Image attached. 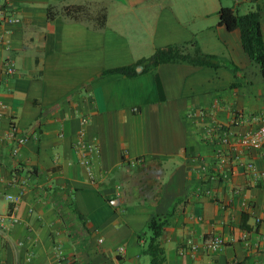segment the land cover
I'll return each instance as SVG.
<instances>
[{
    "label": "crops",
    "instance_id": "1",
    "mask_svg": "<svg viewBox=\"0 0 264 264\" xmlns=\"http://www.w3.org/2000/svg\"><path fill=\"white\" fill-rule=\"evenodd\" d=\"M222 7L230 6L0 0V214L13 207L7 196L20 194L8 185L12 176L27 182L19 222L0 225V264H150L144 233L153 217L169 220L160 238L165 264H264V143L222 142L264 124V76L240 30L219 24ZM237 9L259 11L264 40V0ZM4 14L16 21H2ZM188 43L220 66L172 63L133 78L102 77ZM7 60L17 70L10 79L2 75ZM13 124L29 139L17 156L7 137ZM82 134L100 149L93 182L75 147ZM215 239L225 246L208 250Z\"/></svg>",
    "mask_w": 264,
    "mask_h": 264
},
{
    "label": "trees",
    "instance_id": "2",
    "mask_svg": "<svg viewBox=\"0 0 264 264\" xmlns=\"http://www.w3.org/2000/svg\"><path fill=\"white\" fill-rule=\"evenodd\" d=\"M247 1L251 3L255 2V0ZM239 4L233 7H222L219 12V24L225 26L230 31L240 30L242 45L246 54L254 62L260 65L264 76V40L260 13L258 10H250L247 14L241 15L237 9ZM74 12L77 13L81 11ZM66 14H69V12L66 11ZM56 16L57 14L50 9L48 13L49 20H54ZM106 22L107 15L106 13H102L99 18V27L103 28L106 25ZM190 49L193 51L190 52ZM172 63H184L195 67L210 68H218L220 66L216 57L204 54L196 43H188L160 48L156 50L151 57L141 59L131 66L107 70L102 74V77L122 75L124 77L133 78L154 71L161 65ZM138 68H141V72H138ZM234 68L238 70L237 67ZM168 225V219L162 221L156 217H153L147 225L144 233V236H146V243L143 253L150 257V264L166 263V252L161 245L160 238ZM139 239L140 241L142 240L141 237H139Z\"/></svg>",
    "mask_w": 264,
    "mask_h": 264
},
{
    "label": "built area",
    "instance_id": "3",
    "mask_svg": "<svg viewBox=\"0 0 264 264\" xmlns=\"http://www.w3.org/2000/svg\"><path fill=\"white\" fill-rule=\"evenodd\" d=\"M234 3L237 5L241 3L242 0H233ZM2 21L5 22H13L16 21V19L13 16L10 15H2ZM4 41L3 34H0V42ZM17 74L16 67L14 63L11 60H7L4 62L2 67V75L10 79L14 77ZM196 116L200 118H206L207 112L200 110L195 113ZM238 123L241 124L244 122L242 117L237 118ZM84 122L87 123L88 120L84 119ZM217 128V127H216ZM213 131L207 132L205 137L206 139H210L212 136ZM9 140L15 141L16 146L13 149V155L17 156L21 150V148L26 145L29 141L28 137L26 135H22L19 133L18 128L13 124L9 130V133L7 135ZM85 135L82 134L80 139L75 143V147L81 152L82 159L80 161V164L86 169L87 174L90 178V180L94 181V167H93V158L94 156L98 155L100 153V149L96 144L87 143L84 139ZM233 137L237 140V142L241 145H244L246 147H251L253 149H259L263 143H264V124L257 130L255 134H249V135H241V136H234L225 134L222 137V142L224 144L229 143L230 138ZM143 160L138 159L135 162L131 163L132 167H137L142 165ZM253 165H248L249 170H253ZM215 177H213L214 179ZM8 185L11 187H19L20 194L18 196H7V200L13 205L12 208L8 210L6 214H0V225L2 228L7 229L15 224H17L18 218L15 215V209L16 205L20 203L23 195L25 194V189L27 186V182L22 179L18 174H14L12 178L9 180ZM117 192H122V186H117ZM225 246V242L222 239H215L212 243L207 245V249L210 251H218L221 248ZM189 251H196L198 247L196 245H190L188 247ZM122 251V249H120ZM185 252V250H184Z\"/></svg>",
    "mask_w": 264,
    "mask_h": 264
},
{
    "label": "rangeland",
    "instance_id": "4",
    "mask_svg": "<svg viewBox=\"0 0 264 264\" xmlns=\"http://www.w3.org/2000/svg\"><path fill=\"white\" fill-rule=\"evenodd\" d=\"M223 1V3H224V5L226 4L227 6H230V7H233V6H235L236 4L234 3V1L233 0H222ZM242 5V4H241ZM240 5V6H241ZM244 5H242L241 7H243ZM241 11H243V10H241Z\"/></svg>",
    "mask_w": 264,
    "mask_h": 264
},
{
    "label": "water",
    "instance_id": "5",
    "mask_svg": "<svg viewBox=\"0 0 264 264\" xmlns=\"http://www.w3.org/2000/svg\"><path fill=\"white\" fill-rule=\"evenodd\" d=\"M137 70H138V72H141V68H138Z\"/></svg>",
    "mask_w": 264,
    "mask_h": 264
}]
</instances>
